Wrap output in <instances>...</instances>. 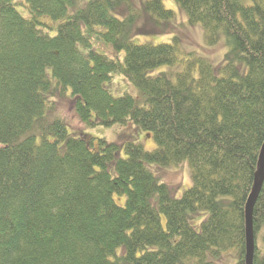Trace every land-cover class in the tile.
Returning <instances> with one entry per match:
<instances>
[{
	"label": "trees",
	"instance_id": "16d2710c",
	"mask_svg": "<svg viewBox=\"0 0 264 264\" xmlns=\"http://www.w3.org/2000/svg\"><path fill=\"white\" fill-rule=\"evenodd\" d=\"M78 1L0 0V264H245L264 144V0H174L207 45L228 43L217 68L176 40L134 43L138 15H112L130 0H88L69 14ZM144 10L150 31L136 33L174 17L162 0ZM164 66L181 70L148 76ZM48 70L84 126L134 123L156 148L69 135L49 115ZM113 76L138 95L113 98L103 86ZM182 162L192 186L175 199L145 163ZM198 212L208 213L200 231L187 218ZM252 225L253 264H264V178Z\"/></svg>",
	"mask_w": 264,
	"mask_h": 264
},
{
	"label": "rangeland",
	"instance_id": "374dc122",
	"mask_svg": "<svg viewBox=\"0 0 264 264\" xmlns=\"http://www.w3.org/2000/svg\"><path fill=\"white\" fill-rule=\"evenodd\" d=\"M148 0H130L129 7L126 5L121 6L116 11L112 12L115 18L124 20L131 14H137V22L134 26L135 34L131 40L136 44H152L158 45L162 43L171 44L174 40L178 41L179 48L185 53H194L199 57L207 59L215 68L221 66L225 61V55L229 52V45L225 41L223 36L218 38V41L214 45H207L204 41V32L200 25H190L187 20L186 14L178 7L174 0H162L165 9L173 12L174 17L168 22L161 23L157 28L158 32H142L136 33L139 29L150 31L151 14L144 10V5ZM88 0H80L74 8L69 10V14H72L75 9H81L86 6ZM19 13L23 16H28V12L25 9H19ZM46 24H49L53 29L58 26V23H51L48 20H44ZM52 36L54 31L49 32ZM122 56V54H120ZM238 69L241 75L246 73V67L243 63L238 65ZM181 66L160 67L152 70L148 73L149 77H155L162 72L167 71H180ZM47 74L52 82L51 92L46 96L47 107L49 109V115L60 118L66 125L68 134L71 136H84L93 138L95 145L98 140H104L108 144H115L124 146L126 143H135L143 147L147 152H150L156 148L152 134L144 132L140 127L134 123H128L125 126H111V127H86L78 119L76 113L72 109L71 94L67 90L62 93V90L57 86L56 82L50 77V70ZM197 75V71L194 72ZM104 89L113 97L119 98L124 95L136 97L138 95L134 86L122 76H113L111 79L104 83ZM52 93H54L52 95ZM91 120H96V113H92ZM1 146V144H0ZM63 143L60 144L62 148ZM121 157H125L123 150L121 149ZM146 167L157 177L161 183L165 184L171 191L172 196L175 199H179L183 192L192 186L190 168L187 162H182L176 165L160 166L155 163H145ZM113 173V169L110 170ZM124 199L117 203L122 204ZM207 212H198L197 214L187 213V218L190 225L196 230L200 231L201 224L207 219ZM164 225V221H163ZM257 247L260 250V255H264V243L260 240L257 241ZM123 252V248L116 251V255H120ZM230 256H222L219 260V264L228 263Z\"/></svg>",
	"mask_w": 264,
	"mask_h": 264
},
{
	"label": "water",
	"instance_id": "95a60500",
	"mask_svg": "<svg viewBox=\"0 0 264 264\" xmlns=\"http://www.w3.org/2000/svg\"><path fill=\"white\" fill-rule=\"evenodd\" d=\"M259 175L260 180L256 182L253 191L251 192L245 206V237H246V255H245V264H253L254 256V233L252 225V213L255 201L260 192L262 181L264 178V144L261 149L259 156Z\"/></svg>",
	"mask_w": 264,
	"mask_h": 264
}]
</instances>
